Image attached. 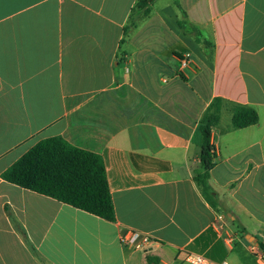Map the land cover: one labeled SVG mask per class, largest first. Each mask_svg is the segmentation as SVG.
I'll return each instance as SVG.
<instances>
[{"label":"crops","instance_id":"crops-1","mask_svg":"<svg viewBox=\"0 0 264 264\" xmlns=\"http://www.w3.org/2000/svg\"><path fill=\"white\" fill-rule=\"evenodd\" d=\"M139 1L0 0V264L230 262L237 250L262 264L248 247L264 249V0H178L208 49L174 0ZM215 99L209 201L195 173ZM237 106L258 122L235 128ZM51 137L101 155L115 222L2 178ZM126 229L156 243L135 251Z\"/></svg>","mask_w":264,"mask_h":264},{"label":"trees","instance_id":"trees-1","mask_svg":"<svg viewBox=\"0 0 264 264\" xmlns=\"http://www.w3.org/2000/svg\"><path fill=\"white\" fill-rule=\"evenodd\" d=\"M182 18L179 26L187 34L194 35L199 43L211 48L209 36L200 27L191 24L180 6ZM151 0L137 3L138 9L148 8ZM147 9L145 16L149 14ZM128 30H125V37ZM124 39L121 41V44ZM222 101L215 99L201 120L202 145L200 170L195 180L205 197L211 201L215 193L209 184L210 171L215 166V150L211 143L212 128L220 119ZM259 120L252 108H234L233 126L237 129L255 125ZM2 178L24 189L55 199L61 203L81 209L109 222L116 221L115 207L109 187L106 168L101 155L71 145L62 137H51L38 142Z\"/></svg>","mask_w":264,"mask_h":264},{"label":"built area","instance_id":"built-area-1","mask_svg":"<svg viewBox=\"0 0 264 264\" xmlns=\"http://www.w3.org/2000/svg\"><path fill=\"white\" fill-rule=\"evenodd\" d=\"M185 65H187V62ZM224 218V215H220L218 217L219 221H223ZM120 241L125 246L130 247L135 251L142 252L147 251L153 244L156 243L153 237L131 229H126L122 232ZM227 241L231 243V239L228 238ZM248 248L249 251L254 254L262 262V264H264V249L257 244H250ZM181 254L184 262L187 264H231L229 261L214 262L203 255L190 251H183Z\"/></svg>","mask_w":264,"mask_h":264},{"label":"rangeland","instance_id":"rangeland-1","mask_svg":"<svg viewBox=\"0 0 264 264\" xmlns=\"http://www.w3.org/2000/svg\"><path fill=\"white\" fill-rule=\"evenodd\" d=\"M243 253H242V252ZM237 255L236 253H232V255L230 256V262L231 263H235L237 260L238 264H257L252 258L251 256H249V253L245 252L244 250H237ZM239 253V255H238ZM238 257V258H237ZM237 259V260H236ZM234 261V262H233ZM236 262V263H237Z\"/></svg>","mask_w":264,"mask_h":264}]
</instances>
